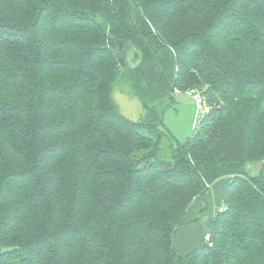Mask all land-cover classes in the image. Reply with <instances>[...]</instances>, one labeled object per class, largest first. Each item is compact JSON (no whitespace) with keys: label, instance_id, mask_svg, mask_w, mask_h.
<instances>
[{"label":"trees","instance_id":"16d2710c","mask_svg":"<svg viewBox=\"0 0 264 264\" xmlns=\"http://www.w3.org/2000/svg\"><path fill=\"white\" fill-rule=\"evenodd\" d=\"M188 89L207 112L180 143L164 114ZM0 247V264H264V0H0Z\"/></svg>","mask_w":264,"mask_h":264},{"label":"rangeland","instance_id":"374dc122","mask_svg":"<svg viewBox=\"0 0 264 264\" xmlns=\"http://www.w3.org/2000/svg\"><path fill=\"white\" fill-rule=\"evenodd\" d=\"M190 90L175 91L173 94L175 100L166 107L164 114L166 129L174 137L175 141L180 143L187 141L191 137L199 119L207 112V109L201 112L200 105L190 93ZM256 168L257 166L254 167V170ZM225 184L226 179L221 178L211 185L207 194L201 197L203 198V210L200 211L196 218L191 216L192 211L191 213L187 212L183 224L178 227L175 236V246L180 255H185L187 253L185 251L190 252L208 235L212 219L223 209L222 193ZM198 202L194 204L193 210L198 205ZM188 230L190 232L192 230L193 237L191 236L186 240V232Z\"/></svg>","mask_w":264,"mask_h":264},{"label":"water","instance_id":"95a60500","mask_svg":"<svg viewBox=\"0 0 264 264\" xmlns=\"http://www.w3.org/2000/svg\"><path fill=\"white\" fill-rule=\"evenodd\" d=\"M123 44V43H122ZM121 65L124 66L125 58L120 55ZM115 103L120 114L132 122H138L144 112V106L136 95H130L123 90H115L113 93Z\"/></svg>","mask_w":264,"mask_h":264},{"label":"crops","instance_id":"0c3cea01","mask_svg":"<svg viewBox=\"0 0 264 264\" xmlns=\"http://www.w3.org/2000/svg\"><path fill=\"white\" fill-rule=\"evenodd\" d=\"M202 199H203V198L198 197V198L193 202V204L191 205V207H190V209H189V211H188V212H190V213H191V211L193 212V213L191 214V216H192L193 218H196L197 215L200 213V211L203 210V209H202V208H203V201H202ZM197 201H199V202H198V205L195 206V209L193 210V206H194V204L197 203ZM188 215H189V214H188ZM186 233H187V234H186V240H188L191 236L193 237V235H192V230H191V232H190V230H188ZM206 237H207V236H206ZM191 250H192V249H191ZM185 252L188 253L189 251H185ZM187 253H185V254H187Z\"/></svg>","mask_w":264,"mask_h":264},{"label":"built area","instance_id":"2783aa9c","mask_svg":"<svg viewBox=\"0 0 264 264\" xmlns=\"http://www.w3.org/2000/svg\"><path fill=\"white\" fill-rule=\"evenodd\" d=\"M190 93L194 96V98L196 99L197 103L200 105V109H201V112L203 111L202 108H203V99H202V96L200 94V92L196 89H191L190 90Z\"/></svg>","mask_w":264,"mask_h":264}]
</instances>
